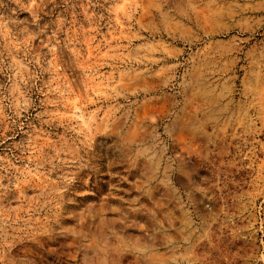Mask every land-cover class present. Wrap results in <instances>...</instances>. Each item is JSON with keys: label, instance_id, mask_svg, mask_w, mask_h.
I'll return each instance as SVG.
<instances>
[{"label": "clouds", "instance_id": "1", "mask_svg": "<svg viewBox=\"0 0 264 264\" xmlns=\"http://www.w3.org/2000/svg\"><path fill=\"white\" fill-rule=\"evenodd\" d=\"M0 264H264V0H0Z\"/></svg>", "mask_w": 264, "mask_h": 264}]
</instances>
